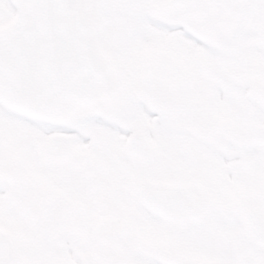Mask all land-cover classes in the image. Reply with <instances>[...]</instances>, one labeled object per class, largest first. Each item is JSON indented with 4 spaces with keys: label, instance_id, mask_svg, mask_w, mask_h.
Returning <instances> with one entry per match:
<instances>
[{
    "label": "flooded vegetation",
    "instance_id": "obj_1",
    "mask_svg": "<svg viewBox=\"0 0 264 264\" xmlns=\"http://www.w3.org/2000/svg\"><path fill=\"white\" fill-rule=\"evenodd\" d=\"M205 1L115 0L114 22L110 21V9H105L103 43L105 46L107 39L112 34L115 36L110 42L115 41L117 45L114 52L117 58L112 60L120 84L118 107L127 111L122 115L114 114L111 121L117 120L123 129L132 126L148 132L147 123L143 120L145 110L162 103L186 104L201 99V88L193 90L192 84L186 85L180 79L183 77L182 70L173 67L172 61L180 65L181 55L184 65L187 60L190 64L199 63L197 52L194 57L191 52L187 53L186 43L189 41L194 46L201 45L204 36L222 47L234 45L233 35L229 44V40H221L223 30L217 19L209 21L206 26L200 23ZM223 1L208 0L206 4L216 9L217 4ZM226 1V5L232 2L229 12L235 16L233 21L238 23L239 29L244 30V34L252 31L255 15L263 8L264 0ZM188 3L192 6L190 10ZM107 7L110 8L108 2ZM160 14L164 17L167 37L155 44L153 27L148 24ZM146 40L152 47H143ZM132 82L137 84L135 91L126 89L131 87L129 84ZM188 94H194L195 97H188ZM107 120L76 121L63 128L23 120L2 119L0 122L5 130L8 147L15 151L18 174L13 183L5 185L0 228L12 236L25 264H106L100 255L101 246L95 241L101 226L114 225L115 219L108 223L107 218L102 216L92 218V222L91 216L98 198L111 195L124 207L126 203L122 197L125 183L133 179L153 181L155 175L158 178L169 176V171L158 172L150 163L136 166L128 164L123 155V129L106 126L104 121ZM107 129H110L109 134ZM93 131L102 137L101 145L95 149L89 144V135ZM60 135L72 144L71 156L62 164H42L32 152V145L38 141L52 143ZM181 142L185 155L196 147L195 142L187 139L184 133L181 134ZM157 148L158 151L170 152V144L159 139ZM100 183L104 186L100 187ZM203 189L209 194L207 185ZM255 190L264 196V186ZM95 193L96 198L93 197ZM18 200L29 201L34 215L31 216L27 211L20 212ZM236 239L232 240L236 243ZM214 248L217 249L216 246ZM201 250L199 246L198 255ZM247 252L244 264H264L260 251L247 249ZM174 254L165 258L173 262L185 260L183 256ZM214 261L211 258L212 264Z\"/></svg>",
    "mask_w": 264,
    "mask_h": 264
},
{
    "label": "water",
    "instance_id": "obj_2",
    "mask_svg": "<svg viewBox=\"0 0 264 264\" xmlns=\"http://www.w3.org/2000/svg\"><path fill=\"white\" fill-rule=\"evenodd\" d=\"M14 1L20 19L0 29V100L31 116L58 121L112 107L117 85L96 38L98 0ZM258 96L264 100V94ZM9 168L0 155V176ZM174 191L132 188L138 200L169 218L196 216L194 202ZM8 255L10 260H4ZM0 264H23L1 231Z\"/></svg>",
    "mask_w": 264,
    "mask_h": 264
},
{
    "label": "rangeland",
    "instance_id": "obj_3",
    "mask_svg": "<svg viewBox=\"0 0 264 264\" xmlns=\"http://www.w3.org/2000/svg\"><path fill=\"white\" fill-rule=\"evenodd\" d=\"M18 13L12 1L10 0H0V26L9 25L14 23L17 20ZM105 18V17H104ZM110 21L113 22L112 18ZM104 31V19L102 18V34ZM114 40L115 36L112 34L106 41L107 52L110 54L112 59L116 60L117 56L114 55L116 51L117 45L110 42V40ZM236 53H238L236 51ZM251 61L242 63L240 61V55H235L233 59L239 62L238 67L244 68L242 70H235L232 68H227L221 77L217 79L216 82H208L202 78V82H199V85L202 87V104L207 109L208 112L217 116L222 122V130L220 131V135L216 140L215 146L223 144V138L229 132L237 130L243 126H247L250 124H254L256 128L263 130L264 124V106L259 102H256L254 97V90L258 87L264 86V61H262L263 57L261 56V52L257 49H251ZM182 57L181 55H179ZM214 54L210 52L206 47L203 48L202 61L203 65L206 61L214 59ZM264 60V59H263ZM172 66L176 69L179 68V65L172 61ZM193 68H196L193 65ZM180 69V68H179ZM182 70V69H180ZM184 72V80L189 79L191 72L188 69L182 70ZM193 78L195 75L192 73ZM161 78V75H160ZM248 79V83L246 82ZM131 81L132 79L129 78ZM246 83L244 85V83ZM186 83V82H185ZM129 87L126 89H131L135 91L137 89V84L132 82L129 84ZM123 107H118V109L114 112L116 115H122L126 113L122 111ZM130 114H133L130 112ZM4 118L5 121H14V120H22L18 115L11 113L9 110L0 106V118ZM165 120H170L172 118H176L177 114L175 111L169 112L163 115ZM137 118V117H136ZM88 121V120H87ZM108 134L110 133V129L106 131ZM236 139V138H234ZM243 138L238 139V141L231 147L232 150L230 154L235 158L233 159L234 168L237 169V176L242 180L243 184L252 185L253 174H255L256 169L259 170L261 165H264V138L262 142L255 141L256 151L254 156L247 155V153H243L241 150L242 144H245ZM2 144V142H1ZM120 152L118 149H116ZM221 151V150H220ZM222 152V151H221ZM242 153V155H239ZM162 155V153H161ZM155 157V156H154ZM218 159H225V155L217 154L215 155ZM112 160V157H111ZM110 160V161H111ZM244 162L240 164V161ZM247 160V161H246ZM248 160L254 161L253 164L250 163L247 165ZM115 163V162H114ZM151 165H155L158 163L157 159L150 160ZM167 165H163V168L169 171V178L166 180L180 182L182 179L180 178V174L183 172V168L180 163L176 162V155H172L171 158L167 157L166 159ZM221 163V162H219ZM255 166V167H253ZM162 169L155 168L156 171L162 172ZM168 175V174H167ZM155 179L158 177L155 175ZM162 180V179H161ZM256 182V180H253ZM100 187H103L104 184L100 183ZM221 192L219 196L222 197ZM248 192V191H247ZM242 193L239 194L238 198L228 202L230 205L227 206L226 214H223L219 211V203L224 202V200H220L218 196L216 198L210 199L212 206L214 207V211L207 216L205 221L201 223H189L186 225H182L181 227H177L176 231H174L175 236L180 237V239L187 240L186 242H191V240L195 239V235L197 230H200L202 234L204 231H207V236L197 237L203 242V246L208 243L210 245V240L214 239L215 235L216 241L220 249H218V257L214 253H208L210 248H203L202 256L200 259L202 261H208L210 256L213 258H217L218 262L224 261L226 259L231 258V254L233 255V251L229 249H224L228 247V243H222L220 241L221 237L226 238L231 242L230 238H237L236 241H241V244L245 249H252L246 243L247 236L244 232L241 233L240 226L241 222L239 215V208L241 206L249 205L251 203H257L263 201L264 197L262 195H258L257 197H248V194ZM97 194L93 195L96 198ZM1 199V196H0ZM244 200V201H243ZM1 203V200H0ZM226 203V201H225ZM235 205V206H234ZM234 206V207H232ZM138 209L137 213H135L136 221L132 222L134 233L132 232L129 238H133L134 236L139 241H153L158 243L159 245H164V241L166 239H170L171 237L168 235L166 223L163 220H160L157 216L146 212L141 205H136ZM1 208V207H0ZM136 208V209H137ZM0 213H2V209H0ZM216 214L218 216H216ZM156 217V218H154ZM1 222V219H0ZM233 230L236 235H231L228 231ZM200 236V235H199ZM185 242V243H186ZM184 244V243H183ZM222 244L223 246H220ZM146 254L139 250L138 252L132 255V261L130 264H157L155 259H147Z\"/></svg>",
    "mask_w": 264,
    "mask_h": 264
},
{
    "label": "snow or ice",
    "instance_id": "obj_4",
    "mask_svg": "<svg viewBox=\"0 0 264 264\" xmlns=\"http://www.w3.org/2000/svg\"><path fill=\"white\" fill-rule=\"evenodd\" d=\"M262 238H264V237H262L261 233H260L258 230H256V231L254 232L253 238H252V239H246V243H247L250 247H252L253 250H258V249H256V247H255V241H256V240H260V239H262Z\"/></svg>",
    "mask_w": 264,
    "mask_h": 264
},
{
    "label": "bare ground",
    "instance_id": "obj_5",
    "mask_svg": "<svg viewBox=\"0 0 264 264\" xmlns=\"http://www.w3.org/2000/svg\"><path fill=\"white\" fill-rule=\"evenodd\" d=\"M1 184V183H0ZM0 190H1V186H0Z\"/></svg>",
    "mask_w": 264,
    "mask_h": 264
}]
</instances>
